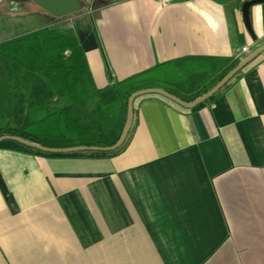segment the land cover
<instances>
[{
  "label": "crops",
  "instance_id": "0c3cea01",
  "mask_svg": "<svg viewBox=\"0 0 264 264\" xmlns=\"http://www.w3.org/2000/svg\"><path fill=\"white\" fill-rule=\"evenodd\" d=\"M242 1L89 0L56 26L74 31L105 87L177 58L239 61L263 47L264 2L250 7L249 31ZM0 264H264V50L192 108L137 96L114 150L0 141Z\"/></svg>",
  "mask_w": 264,
  "mask_h": 264
},
{
  "label": "trees",
  "instance_id": "16d2710c",
  "mask_svg": "<svg viewBox=\"0 0 264 264\" xmlns=\"http://www.w3.org/2000/svg\"><path fill=\"white\" fill-rule=\"evenodd\" d=\"M189 61L210 65L180 81L164 78L166 69ZM237 62L217 56L177 58L97 87L74 31L46 25L0 41V136L47 147L111 146L125 123L132 92L160 87L191 101ZM221 64L226 66L203 84Z\"/></svg>",
  "mask_w": 264,
  "mask_h": 264
},
{
  "label": "water",
  "instance_id": "95a60500",
  "mask_svg": "<svg viewBox=\"0 0 264 264\" xmlns=\"http://www.w3.org/2000/svg\"><path fill=\"white\" fill-rule=\"evenodd\" d=\"M35 3L39 8L47 12L48 14L52 15L53 17H63L70 14H73L79 11L82 7L81 0H31ZM264 0H246L243 2L241 6V14L244 21L245 26L249 31H251L250 19H249V9L252 5L257 3H263ZM262 50H264V46L257 48L253 52H251L246 57L239 60L230 70H228L221 79L216 82L211 88H209L206 92L202 93L201 95L197 96L191 101H184L179 97L167 92L163 88L159 87H149L136 90L132 92L127 98V108H126V118L121 133L114 144L111 146H69V147H47L41 144L26 140L19 136L14 135H1L0 141L2 140H13L16 141L24 146L29 148L37 149L44 152H51V153H66L72 151H79V150H94V151H110L118 148L126 138V135L129 131L131 126L132 116H133V101L134 99L142 94L146 93H157L163 95L174 102L188 108H192L199 103L207 100L213 94H215L225 83H227L233 75L239 72L245 65H247L250 61H252Z\"/></svg>",
  "mask_w": 264,
  "mask_h": 264
},
{
  "label": "rangeland",
  "instance_id": "374dc122",
  "mask_svg": "<svg viewBox=\"0 0 264 264\" xmlns=\"http://www.w3.org/2000/svg\"><path fill=\"white\" fill-rule=\"evenodd\" d=\"M15 1L21 5L18 12L12 15L8 7V3ZM89 0H81L82 7L79 11L84 10ZM223 4L230 6L238 3L241 0H219ZM246 0H243V3ZM33 11L41 10L31 0H6L2 7H0V41L20 35L22 33L30 32L46 25L59 24L62 17H53L47 13L40 15L34 14ZM78 12V11H77ZM9 13V14H7ZM12 15V16H7ZM4 16H7L4 17ZM66 17V16H63Z\"/></svg>",
  "mask_w": 264,
  "mask_h": 264
},
{
  "label": "built area",
  "instance_id": "2783aa9c",
  "mask_svg": "<svg viewBox=\"0 0 264 264\" xmlns=\"http://www.w3.org/2000/svg\"><path fill=\"white\" fill-rule=\"evenodd\" d=\"M155 1L162 3V4H167V3H170V2L175 1V0H155ZM245 51H247V47L244 46V47H242V52H245Z\"/></svg>",
  "mask_w": 264,
  "mask_h": 264
}]
</instances>
